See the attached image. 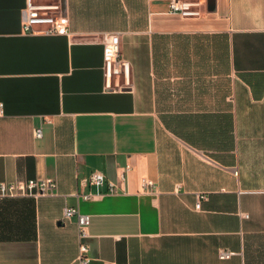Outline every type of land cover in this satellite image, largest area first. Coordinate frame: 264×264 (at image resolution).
<instances>
[{
  "label": "crops",
  "instance_id": "obj_1",
  "mask_svg": "<svg viewBox=\"0 0 264 264\" xmlns=\"http://www.w3.org/2000/svg\"><path fill=\"white\" fill-rule=\"evenodd\" d=\"M61 5L66 36L28 35L25 0H0V182L57 183L0 200V264H79L66 208L91 218L90 264H264V0H206L199 19L156 0ZM113 33L130 91L103 89ZM96 171L98 195L77 200Z\"/></svg>",
  "mask_w": 264,
  "mask_h": 264
},
{
  "label": "built area",
  "instance_id": "obj_2",
  "mask_svg": "<svg viewBox=\"0 0 264 264\" xmlns=\"http://www.w3.org/2000/svg\"><path fill=\"white\" fill-rule=\"evenodd\" d=\"M62 0H25L23 33L28 35L43 36H66L68 34L69 21L62 13ZM165 1L169 14L177 15L182 19H199L205 14L206 0H156ZM103 46V89L106 92H126L132 88L130 63L121 56L119 34H106L102 37ZM2 115V104L0 103V116ZM34 138L40 139L41 128L34 130ZM129 167H126V171ZM236 174V173H235ZM124 179V175H121ZM105 184V177L100 172H92L79 180L82 188L93 187L96 194L75 193L73 196L79 201H92L98 191ZM140 187L143 193L155 190V183L147 178L140 180ZM109 192L117 193L114 184L108 183ZM57 189V183L53 179H39L14 181L10 183L0 182V200L13 198H33L52 195ZM203 197H199L195 209H200V202ZM247 218V215H242ZM64 220L75 219L78 228V237L81 241L79 246L78 263L90 264L88 257V247L82 243L87 237V229L91 218L82 214L78 209L66 208L63 213ZM232 253L221 251L219 259L227 260Z\"/></svg>",
  "mask_w": 264,
  "mask_h": 264
}]
</instances>
